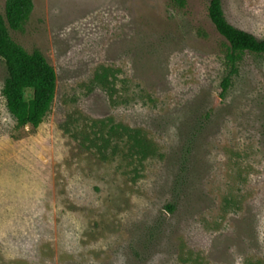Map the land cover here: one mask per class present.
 <instances>
[{"label":"rangeland","instance_id":"1","mask_svg":"<svg viewBox=\"0 0 264 264\" xmlns=\"http://www.w3.org/2000/svg\"><path fill=\"white\" fill-rule=\"evenodd\" d=\"M33 3L10 33L56 95L18 127L0 58V264H264V55L222 93L210 0ZM222 6L264 39V0Z\"/></svg>","mask_w":264,"mask_h":264},{"label":"trees","instance_id":"2","mask_svg":"<svg viewBox=\"0 0 264 264\" xmlns=\"http://www.w3.org/2000/svg\"><path fill=\"white\" fill-rule=\"evenodd\" d=\"M183 6L186 0H173ZM34 7L33 0H7L5 12L0 10V58L5 62L8 77L3 94L18 127L37 128L49 114L56 95L57 75L53 66L39 51L28 52L11 36L10 30L22 29ZM208 15L216 30L229 42L226 55L229 73L223 78L222 93L238 72L237 63L244 54L264 55V39L236 28L225 17L222 0H210ZM26 89L33 96L26 98ZM173 210V206H168Z\"/></svg>","mask_w":264,"mask_h":264}]
</instances>
